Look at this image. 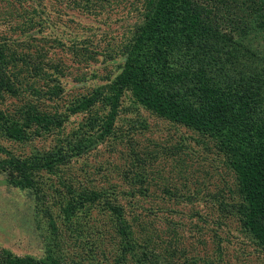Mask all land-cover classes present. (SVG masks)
<instances>
[{"label":"trees","instance_id":"16d2710c","mask_svg":"<svg viewBox=\"0 0 264 264\" xmlns=\"http://www.w3.org/2000/svg\"><path fill=\"white\" fill-rule=\"evenodd\" d=\"M129 1L74 0L73 8L97 15L107 6L120 7ZM143 4L141 22L127 42L112 46L110 39L102 48L85 40L66 47L78 65H89L99 57L107 64L122 59L116 76H111L114 71L99 76L104 84L70 101L63 99L65 89L61 84L69 65L50 57L31 34L37 16L32 14L24 25L19 23L24 39L9 40L5 36V42L0 40V175L8 185L32 192L37 225L46 223V235L50 234L45 257H20L2 250L0 264H69L64 248L74 239H80L79 246L83 245L87 258L78 256L90 260L94 249L89 244L95 233L101 235L97 236L101 248L105 247L106 225L115 229L110 240L115 244L114 251H105L115 264H126L129 257L136 264H214L183 254L179 248L156 253L158 246L148 240L153 235L162 243L157 225L153 227L156 223L133 211V222L126 217L122 197L153 198L150 169L156 155L169 154L160 143L138 140L153 132L140 116H128L140 109L197 134L196 142L205 145L206 154L224 159L235 176L238 200L219 203L215 196L218 212L223 219H238L258 255H264V53L235 40L232 31L221 27V21L233 15L237 30L261 36L264 45V0H145ZM28 13L25 10L23 15ZM57 42L65 48V43ZM40 79L45 81L44 87L37 84ZM127 98L131 105L124 107ZM8 99L18 103L8 105ZM81 115L79 126L66 133L70 119ZM50 136L55 140L52 148L40 150L32 144L30 154L17 153L13 146L5 145H26ZM116 143L126 148L127 158H132L126 168L122 167L128 190L120 192L118 184L96 189L81 183L90 184L87 181L91 176L86 179L83 175L85 181L79 180L73 165L105 144L112 152L117 151ZM172 148L178 154L186 147L177 143L169 146ZM204 165L212 166L211 159L207 158ZM45 185L51 191L45 190ZM164 190L172 199L177 197L175 201L182 197V191L174 194ZM130 206L136 208L131 200ZM93 211L107 216L110 224L98 227ZM164 212L162 206L152 207L149 216L161 219ZM197 215L208 223L209 217ZM227 224L221 220L217 223L219 228ZM146 231L150 235L145 237ZM215 237L213 253L218 264H224L223 244L231 241L217 232Z\"/></svg>","mask_w":264,"mask_h":264},{"label":"rangeland","instance_id":"374dc122","mask_svg":"<svg viewBox=\"0 0 264 264\" xmlns=\"http://www.w3.org/2000/svg\"><path fill=\"white\" fill-rule=\"evenodd\" d=\"M144 1L130 0L120 7L107 6L103 8L102 12L94 15L73 8L74 0H0V40L5 42L6 40H3L5 36H8L9 40L24 39V36H21V29L18 28L19 23L24 25L26 18L32 14L37 16V25L31 34H34L35 42L49 51L50 57L62 59L69 65L68 73L64 75L61 84L65 89L63 99L70 101L75 99L78 94L86 93L87 89L91 91L104 84L105 82L99 76L103 77L107 73L109 75L110 71H114L111 76H116L122 59L118 57L116 62L112 60L109 62L110 64H107L103 61V57H99L98 61L89 65H78L73 62L66 47H70L74 42L85 40L92 42L91 44L95 47L102 48L107 45V41L110 39L112 46L117 45L116 43L127 42L132 36V30L141 22ZM25 10L29 11L28 16L23 15ZM228 15L224 21H221L224 31L234 32L231 34L235 35V40L244 41L252 49L263 54L264 45L261 36L247 30L240 32L236 29L238 22L234 21L233 15ZM228 17L230 18L228 19ZM57 40L65 43V48L59 47ZM95 73L97 77L94 76ZM37 84L44 87L45 81L40 79ZM13 103L18 102L14 99L7 100L8 105ZM123 105L129 107L130 100L127 98ZM136 115L140 116L141 121L143 119L148 126H151L153 131L139 137L138 140L160 143L164 147V151L169 154L164 157L156 155L157 160L154 163V168L150 169L151 175L148 180L152 182L150 193L154 197L150 200L143 197L129 198L125 196V199L122 197L120 203L126 206L128 212L126 217L130 222H133L131 215L133 211L146 215L143 216L144 220L152 222V224L156 223L153 227L158 226L155 228L158 233L162 234V243H159L153 235L148 239L152 241L153 246H158L155 247L156 253H165L167 248H179L183 254L187 252L190 256H199L208 262L218 264V257L213 253L215 245V243L213 245V240L215 232H217L218 235L221 234L231 241L223 244L226 255L224 254L225 257H222L221 263L264 264V255H258L256 245L242 232L238 219H223L220 211L218 212L216 204L219 206L221 201L232 203L238 200L237 194H234L235 176L227 169L224 159L214 154H206L204 152L205 145L197 144L196 139L199 137L190 130L171 126L168 122L158 120L157 117L143 109L138 112L131 111L128 114L133 118ZM82 120L83 115L72 117L67 124L66 133L77 128ZM120 122L123 123V121ZM177 143L185 145L184 152L177 154L174 148H172L174 151L169 149V146L173 147ZM32 144L40 150H49L55 144L54 136L44 137L26 145L5 143L9 147L13 146L15 152L26 154H30ZM108 144L113 148L112 143ZM108 144L100 146L96 152L78 160L72 169L81 181H85L83 175L85 178L91 176V181H87L90 184L81 182L84 185L102 189L103 187L109 188L111 184H118L120 192L127 191L128 184L123 180L122 167L126 168L132 158H127L126 148L123 145L116 143L118 150L112 152ZM198 158L199 161L196 162ZM207 158L212 161V166L209 168L204 165ZM164 188L170 189L174 194L182 191V197L175 201L174 198L177 197L172 199L165 193ZM45 190L51 191L50 188H46V185ZM51 194L54 197V191ZM130 200L136 208L130 206ZM154 200L156 201L154 202ZM35 205L36 200L32 192L22 191L8 185L4 176L0 175V252L7 250L20 257L43 258L46 256L47 236L50 235H46V233L49 232V229H47L46 223L38 227ZM161 206L165 211L162 214L163 218L149 216L150 208ZM197 213L202 217H209L208 223H203L204 220L200 219ZM92 217L94 220H98V227L101 225L103 227L104 223L110 224L107 216L104 217L96 211H93ZM99 217L101 221H99ZM219 220L227 221L228 224L219 228L217 225ZM105 229L104 248H101V239L99 240L97 237L99 233L93 235V242L89 245L93 247L94 252L90 260L78 256V254H82L86 257V252L81 248L83 245L79 246L80 239L78 241L74 239L73 244L65 245L64 251L68 255L67 263L113 264L115 259L108 258L105 251H114L115 244L110 240L112 235H115V229L112 225L110 227L106 225ZM146 235H150V233L146 231L143 236L146 237ZM137 239L139 240V238ZM155 239L157 240L155 241ZM151 253L154 254V252ZM177 255H180L179 251ZM141 258L144 259L143 256ZM129 259L131 260L125 261L126 264H136L134 258L129 257ZM241 259H244L243 263L240 262ZM201 264L204 263L201 262Z\"/></svg>","mask_w":264,"mask_h":264}]
</instances>
